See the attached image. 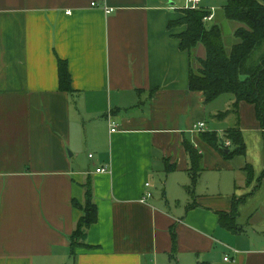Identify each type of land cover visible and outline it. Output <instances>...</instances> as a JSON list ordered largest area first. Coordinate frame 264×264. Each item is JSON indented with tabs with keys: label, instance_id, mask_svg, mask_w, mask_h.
Masks as SVG:
<instances>
[{
	"label": "crops",
	"instance_id": "0c3cea01",
	"mask_svg": "<svg viewBox=\"0 0 264 264\" xmlns=\"http://www.w3.org/2000/svg\"><path fill=\"white\" fill-rule=\"evenodd\" d=\"M180 2L0 0V264H264V176L253 189L242 169L261 177L264 130L251 104L221 119L232 95L206 104L189 88L185 26L169 25ZM201 3L215 20L220 6ZM201 122L221 136L238 126L245 156L225 159ZM185 140L202 154L193 195ZM87 179L97 220L72 255ZM243 196L233 233L219 212Z\"/></svg>",
	"mask_w": 264,
	"mask_h": 264
},
{
	"label": "trees",
	"instance_id": "16d2710c",
	"mask_svg": "<svg viewBox=\"0 0 264 264\" xmlns=\"http://www.w3.org/2000/svg\"><path fill=\"white\" fill-rule=\"evenodd\" d=\"M222 12L226 19L239 24L233 32L236 43L228 50L223 43L220 25L213 23L209 27L206 26L205 17L210 11L201 5L197 9L183 7L182 16L169 23L170 26H185L184 31L178 34L177 38L180 49H186L190 54L189 88L202 92L203 101L206 104L211 103L221 94L232 95L230 107L213 115L221 119L228 117L230 113L237 115L240 103L251 104L259 127L264 130V0H225ZM199 44L203 45L205 54L204 57L197 58L193 50ZM57 63L59 89L69 92L71 77H69L67 63L61 59H58ZM200 137L218 149L227 160L246 154L247 146L244 144L243 133L238 126L227 129L223 136L217 131L202 130ZM225 140L230 141L231 147H225L223 144ZM184 146L189 161L187 172L190 175V182L185 190L193 195V188L203 171L202 154L189 140L184 141ZM242 169L246 174L245 184L248 186L256 182L253 189L258 187L264 176V170L261 177L256 179L251 164H245ZM166 170L170 171L171 167L166 165ZM83 189V203L74 199L72 202L83 211L69 236V252L72 255L75 253V247H86L84 243L86 230L97 220V208L90 179L83 184ZM245 197H234L231 211L219 212V225L233 233L241 231L235 216L238 205ZM190 206H194L193 202ZM173 239H175L174 234Z\"/></svg>",
	"mask_w": 264,
	"mask_h": 264
},
{
	"label": "rangeland",
	"instance_id": "374dc122",
	"mask_svg": "<svg viewBox=\"0 0 264 264\" xmlns=\"http://www.w3.org/2000/svg\"><path fill=\"white\" fill-rule=\"evenodd\" d=\"M225 2V1H224ZM218 1L215 0H202V5L206 6H210L212 4H215V6L219 7V9H217V16L215 18V20L213 21H205L206 26H211L213 25V23H217L219 25H221L220 27L222 28V32H223V43L225 44L226 49L228 50L234 43H236V38L233 36V27L235 28L236 26H239V24L237 22L228 20L224 17V14L222 12V6L218 4ZM178 7L183 8L184 7V2H180L178 4Z\"/></svg>",
	"mask_w": 264,
	"mask_h": 264
},
{
	"label": "built area",
	"instance_id": "2783aa9c",
	"mask_svg": "<svg viewBox=\"0 0 264 264\" xmlns=\"http://www.w3.org/2000/svg\"><path fill=\"white\" fill-rule=\"evenodd\" d=\"M200 2H201V0H185V5H184V7H185V8H191V9H197L198 6L200 5ZM92 5L95 6V3H92ZM69 11H70V10H67L68 13H69ZM213 17H214V14H213V12L211 11V13H210L207 17H205V20H207V21H211V20L213 19ZM204 124H205L204 122L198 123V124L195 126V129H196V130H199V131H202V129H203V127H204ZM111 126H112V128H111L110 130H111V131H114V129H115V124H114V125L111 124ZM223 144L225 145V147H231V143H230L229 140H225ZM91 156H92V155L89 154V157H91ZM106 170H107V168H105V167H101V168L96 169V171L99 172V173H101V172H105ZM146 185H148V183H146ZM149 196H151V192L146 191V194H145V196L142 198V201H145L146 198L149 197ZM224 260H227V257H224Z\"/></svg>",
	"mask_w": 264,
	"mask_h": 264
}]
</instances>
